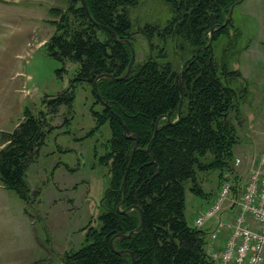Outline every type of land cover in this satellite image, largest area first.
I'll return each mask as SVG.
<instances>
[{"label": "trees", "instance_id": "16d2710c", "mask_svg": "<svg viewBox=\"0 0 264 264\" xmlns=\"http://www.w3.org/2000/svg\"><path fill=\"white\" fill-rule=\"evenodd\" d=\"M161 1L171 7L170 19L137 32L147 42L146 59L138 65L133 61L122 80L99 79L98 97L92 90L95 104L103 106L101 113L92 112L96 125L108 122L111 132L108 152L99 159L110 164L111 182L101 203L99 227L87 229L85 244L62 255L63 264H132L130 253L135 264H213L206 233L185 220V192L190 183L193 194L205 197L198 173L213 170L221 176L233 170V148L239 143L233 120L241 116L239 99L245 91L231 86L240 74L229 64L245 47L240 45V28L232 18L225 21L239 0ZM84 2L87 11L81 0H67L64 10H51L58 19L45 43L48 55L78 66L68 88L46 95L44 111L25 110L16 128L3 134L0 184L26 207L35 197L27 186L26 169L53 129L50 119L61 106H71L77 86L92 88L103 74L120 78L131 60L123 40L132 46L128 10L138 0ZM172 50L181 69L169 59ZM119 120L138 141L132 158L136 140L125 137ZM135 207L142 212L143 227L128 238L117 237L139 226Z\"/></svg>", "mask_w": 264, "mask_h": 264}, {"label": "rangeland", "instance_id": "374dc122", "mask_svg": "<svg viewBox=\"0 0 264 264\" xmlns=\"http://www.w3.org/2000/svg\"><path fill=\"white\" fill-rule=\"evenodd\" d=\"M66 7L67 0H0V140L16 128L25 110L32 114L44 111L45 96L64 92L77 71V64L49 56L45 45L54 33L52 22L58 19L51 10ZM128 15L134 65H138L149 50L137 32L147 24L164 25L171 17V7L161 0H138ZM232 19L242 33L240 45L245 47L237 61L229 64L230 70L240 74L231 86L245 91L239 99L241 116L233 120L242 147L233 151L230 178L236 184L235 197L249 158L264 152V0H244L233 10ZM168 56L175 67L182 68L173 50ZM74 91L71 106H61L50 119L53 129L26 169L27 186L35 194L33 203L26 207L16 193L0 184V220L7 229L8 253L11 249L16 258L26 254L24 243L16 238L18 228L38 238V255L44 259L39 264H63L62 255L85 244L87 229L99 227L101 203L111 182L110 164L99 159L108 152L111 132L108 122L96 125L92 112L101 113L103 106L95 104L92 88L81 84ZM236 159L240 160L237 166ZM218 173H198L203 191L211 185L203 184L204 177L215 181ZM190 186L186 184L185 217L193 225L194 217L211 199L193 194Z\"/></svg>", "mask_w": 264, "mask_h": 264}, {"label": "built area", "instance_id": "2783aa9c", "mask_svg": "<svg viewBox=\"0 0 264 264\" xmlns=\"http://www.w3.org/2000/svg\"><path fill=\"white\" fill-rule=\"evenodd\" d=\"M239 163L236 159L235 165ZM231 175L221 174L211 202L194 217L193 227L202 229L213 222L207 241L222 243L207 252L215 264H264V152L249 158L235 197Z\"/></svg>", "mask_w": 264, "mask_h": 264}, {"label": "crops", "instance_id": "0c3cea01", "mask_svg": "<svg viewBox=\"0 0 264 264\" xmlns=\"http://www.w3.org/2000/svg\"><path fill=\"white\" fill-rule=\"evenodd\" d=\"M249 140L254 145L253 140H251V139H249ZM240 142H241V140L239 139V143H237L234 146V148L239 145L238 147H240V149H242V147L240 145ZM2 146H3V136H2V138L0 140V148ZM234 148H233V151H234ZM242 151L246 153L245 149L242 150ZM233 155H234V152H233ZM242 162L243 161L241 160V163ZM209 177L210 176H205L204 179H203V184L204 183L211 184L203 192L206 195L205 197L209 196L210 197L209 199L212 200V198H213L212 195L214 196V194H215V192H216V190L218 188V183H219L220 176H219V173H218L217 177H216V180L215 181L211 180V182L209 181ZM197 178H198V175H197ZM185 197H186V194H185ZM211 200H209V201H211ZM185 220H186V217H185ZM186 222H187V220H186ZM187 224H188V222H187ZM188 225L193 227V225H190V224H188ZM212 226H213V222L208 223L207 225H205L201 229V230H203L206 233V237L207 238H208L209 233L212 230ZM16 238L24 243L23 246H22V250L25 247L24 251L26 253V254H22V256H20L18 258H16L15 256L12 255V250L11 249H10V254L8 253L9 250L7 248V244H8L7 229L5 227V222L3 220H0V264H39V263H43L44 262V259L40 258L39 255H38V250H39V247H40L39 240H38V238L35 237V235L33 233H32V236H31L30 235V231H26V230L23 231V230H20L18 228L17 232H16ZM10 245H12L11 242H10ZM221 245H222L221 242H209V241H207L206 250L209 253L211 250L218 249L219 247H221ZM29 247H31V252L29 250Z\"/></svg>", "mask_w": 264, "mask_h": 264}, {"label": "water", "instance_id": "95a60500", "mask_svg": "<svg viewBox=\"0 0 264 264\" xmlns=\"http://www.w3.org/2000/svg\"><path fill=\"white\" fill-rule=\"evenodd\" d=\"M81 1H82V5H83V7L86 9V6H85V2H84V0H81ZM242 1H243V0H239L237 3H235V4L230 8V11H229V13H228V17H227V19H226V21H225V24H227V23L230 21V19L232 18V14H233V10H234V8H235L236 6H239V5L242 3ZM86 11H87V9H86ZM225 24H224V25H225ZM110 33H111L113 39H114L116 42H118V40H117L115 34H114L112 31H110ZM123 42L126 43V44L130 47V51H131V60H130V63H129V65H128V67H127V70L125 71V73H124L120 78H113L111 75H108V74H103V75H101V76H98V77L96 78L95 82H94L93 85H92V90H93V92H94V94H95L96 97H98L96 84H97V81H98L99 79H101V78H108V79H111V80H122V79H124V78L129 74V72H130V69H131L132 63H133V61H134V51H133V48L131 47V44H130V42H129L128 40H123ZM179 83H180L179 85H181V82H179ZM179 109H180V105H179ZM119 121L121 122V120H119ZM121 123H122V122H121ZM122 127H123V129H124V135H125L126 138H135V140H136V141H135L134 148H133L132 153H131V158H132L133 153H134V150L137 148L138 141H137V139H136L135 136H131V135L129 134V132H128L126 126H125L123 123H122ZM156 130H157V129L155 128V132H156ZM154 134H155V133H154ZM129 166H130V163H129L128 167H127V170H128V168H129ZM124 187H125V177H124V179H123V191H122V192H123V195H124ZM135 209L139 212V216H140V224H139V226H138L134 231L130 232L129 234H127V235L119 234V235H117V237H120L121 239L128 238V237H130L131 234H133V233H135V232H138V231L143 227V216H142V212H141V210H140L139 207H135ZM122 253H124V252H118V254H122ZM130 256H131L132 264H135V258H134V255H133L132 253H130Z\"/></svg>", "mask_w": 264, "mask_h": 264}]
</instances>
